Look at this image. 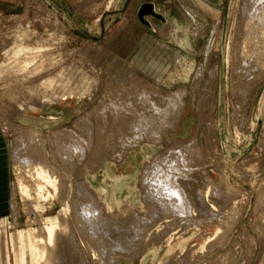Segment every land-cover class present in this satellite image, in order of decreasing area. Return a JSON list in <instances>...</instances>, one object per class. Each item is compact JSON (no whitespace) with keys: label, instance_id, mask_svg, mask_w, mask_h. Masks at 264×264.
<instances>
[{"label":"rangeland","instance_id":"rangeland-1","mask_svg":"<svg viewBox=\"0 0 264 264\" xmlns=\"http://www.w3.org/2000/svg\"><path fill=\"white\" fill-rule=\"evenodd\" d=\"M125 1L64 0L75 20L93 36L99 34L102 15L120 10ZM240 1L131 0L124 13L104 22L103 38L94 42L71 22L60 0H0V73L3 71L0 76V135H4L7 147L19 128L37 129L45 160L57 163L59 159L55 155L51 134L66 130L73 137V143L78 140V146L85 148L87 139L73 122L80 118L92 120L91 113L99 105L113 98H121L126 105L135 100L136 104L139 93L143 92L153 113L157 114L156 110L165 104L163 95H175L185 90L181 99L184 109L188 106V115L176 137L180 143L194 146L193 149L197 147L196 150L204 153L205 160L188 165V169L202 191L206 205H211V196L204 194L211 186L209 181L219 182L221 174L218 166L224 161L228 166L229 184L238 192L226 196L229 203L224 196L216 200L221 202L217 201L218 206H223L218 211L220 219L233 216L230 225L218 231L217 222L223 220L213 218L204 222L196 213L188 219L162 216L146 228L141 240L143 249L136 257L137 262L126 261L123 264H162L164 260L169 261L166 264H264V230L261 233L264 229V74L257 77L252 88L254 94L247 96L245 107L247 113L251 110V117L244 136L236 133L231 106L233 70L229 64ZM143 2L154 3L165 19L168 16L169 21V18L176 21L171 23V31L169 26L150 16L146 19L157 28L155 31L137 20L136 12ZM219 18L223 19L222 26L218 25ZM19 45L35 49V54L21 56L18 60L10 58L12 49ZM209 47L216 50L212 59L208 55ZM27 60L31 62L28 70L16 73L17 67ZM215 64L217 81L213 88L210 79L215 76ZM45 79L54 81L53 89L49 91L53 93L52 97L67 101L51 107L45 105L36 113L19 114L21 112L11 101L12 90L21 99L28 95V88ZM202 91L206 95L204 100ZM198 112H202L200 117ZM180 115L185 116L184 113ZM171 124L156 141L138 136L132 128L128 135L134 138L135 143L128 144V148L135 149V153L124 164L112 169L114 177L108 175L106 182L98 178L94 186L105 188L109 195L113 193L118 201L121 199L124 202L122 204L136 206L139 192L133 180L138 177L146 159L165 155V145L176 143L175 137L167 138L174 132L177 121ZM206 138L211 142L207 143ZM15 157L14 152L8 150L6 181L14 192L16 186L12 184L32 185L29 169L24 168ZM248 158L247 165L253 170L241 181L229 169ZM126 173L129 174L125 176L129 181H123L124 176L120 177ZM55 176L60 182L62 178L59 174ZM7 185L6 198L9 192ZM126 197L128 200L125 201ZM64 199L70 204L72 194L68 193ZM47 200L34 208L48 224H56L61 203L56 198ZM16 205L19 218L15 225L8 217L11 210L6 199L5 214L2 216L8 218L7 223L11 224L5 228L8 238L15 228L22 231L27 220L26 207L21 206L19 199ZM230 208L234 209L233 214L228 211ZM71 231L82 253L83 263L97 264V256L92 255L94 249L86 232L76 228ZM99 232L101 237L106 236L105 227ZM182 233L183 238L172 246L164 245L170 236ZM3 239L0 227V264H4Z\"/></svg>","mask_w":264,"mask_h":264},{"label":"bare ground","instance_id":"bare-ground-1","mask_svg":"<svg viewBox=\"0 0 264 264\" xmlns=\"http://www.w3.org/2000/svg\"><path fill=\"white\" fill-rule=\"evenodd\" d=\"M79 9L78 7V11H80ZM166 19V24L171 31V22L168 20V16ZM222 23L223 19L219 18L218 25L222 26ZM235 23L236 36L232 42L233 50H231V64H229L233 70L231 71L233 80L230 88L231 106L233 119L237 126L236 133L244 136L245 128L248 127L247 123L251 117V110L247 113L245 107L247 96L254 94L252 88L256 85L257 77L264 74V0H241ZM211 30L213 31V29ZM12 46L14 47V45ZM12 50L10 58L16 60L21 56L35 54V49H27L21 45ZM214 54L216 55V50L209 47V58L212 59ZM1 64L3 67L4 64ZM18 64L20 65V63ZM30 64V61H24L20 66L17 65L19 68L16 66L17 70L14 71L18 73L26 68L28 70ZM251 70L255 71L252 72L253 75ZM2 73L3 71L0 76ZM210 80L214 88L217 81V64H215V76ZM53 83V79L42 80L37 86L28 88L30 90L28 95L21 99L18 98L19 94H14L16 92L12 90L11 101L21 112L19 114L36 113L40 107L45 105L50 106L67 101L64 98L57 100L52 97L53 93L49 91H52ZM184 92L180 90L175 95H163L165 104L156 110L157 114L153 113L154 110L145 100L143 92L139 93V100L136 99V104H134L135 100L126 105L121 102V98H113L99 105L91 113L92 120L80 118L73 122V125L78 127L82 131L83 137L87 139L85 148L78 146V140L73 143L71 141L73 137L66 130H60L59 135L57 132L51 134L55 155L59 159L57 163H48L45 160L39 130L19 128L16 135L9 141L8 150L14 152L17 162L29 169V180L32 185L29 187L22 183L12 184V186H16V192H14V190L11 191V184H9L11 211L8 217L10 216L14 224H17L19 217L16 213V201L19 199L21 206L26 207L24 211L27 220L22 231L15 228L10 235L8 234V238L5 236V228L11 224L7 223L8 218L0 219L4 237L2 246L4 264H85L71 231L73 228L86 232L90 246H93L94 249L92 255L97 256V264H123L126 261L133 263L137 262L136 257L143 249L141 240L146 228L162 216L173 215L179 219L183 217L188 219L192 213H196L198 218L204 222L213 218L223 220L220 219L221 215L218 216V211L223 206H218L216 199H220L222 196L226 198L231 193H237L238 190L233 189L229 184L228 174L230 173H227L228 166L224 161L218 166L221 174L219 182L209 181L211 186L204 193L205 196H211H209L211 205H206L204 202L203 193L197 187L195 179L190 175L188 169V165L205 160L204 153L196 150L197 147L193 149L194 146L180 143L179 138L176 137L188 115V106L185 109L182 106L181 97ZM203 94L204 100L205 92ZM210 102L214 104L213 100ZM199 103L203 105L202 102ZM202 107L200 111H202ZM202 112H198L199 117ZM181 113H184L185 116L182 117ZM173 121H177V125L174 132L167 135V138L175 137L176 143L165 145V155H156L146 159L139 169L138 177L136 176L133 180L139 192L136 206L122 204L123 201L121 199L118 201L113 193L109 195L105 188L94 186L98 178L106 182L109 179L108 175L114 177L112 169L124 164L127 158L135 153V149L128 148V144L134 141V138L128 135L132 128L135 129L138 136L156 141L166 126ZM36 124L35 126H37ZM125 138L128 139L125 140ZM209 141L207 139V143ZM127 150L129 151L127 152ZM249 160L250 158L240 161V164H235L237 166L229 171L242 181L253 170L247 165ZM58 174L62 178L60 182L55 176ZM128 175L126 173L120 177L124 176L122 180L129 181V178L125 177ZM68 193L72 194L70 204L64 199ZM53 198L61 203V211L56 216L57 223L48 224L47 220L34 207ZM124 200L126 201L128 198L126 197ZM227 201L229 203V200ZM228 211L230 214L234 213L233 208ZM232 217L230 215L222 222H217L219 224L216 226L218 231L230 225ZM102 227H105V237L99 235V229ZM260 227L262 228V226ZM263 230L262 228L261 233ZM182 235L183 233L170 236L164 245L172 246L178 239L183 238ZM167 262L169 261L164 260L162 264Z\"/></svg>","mask_w":264,"mask_h":264},{"label":"water","instance_id":"water-1","mask_svg":"<svg viewBox=\"0 0 264 264\" xmlns=\"http://www.w3.org/2000/svg\"><path fill=\"white\" fill-rule=\"evenodd\" d=\"M62 2V4L65 7L67 16L70 18L71 22L83 33L85 34L88 38H90L92 41L94 42H100L103 38L104 32H105V25L104 22L110 18V17H117L119 15H121L122 13H124V11L126 10L129 2L131 0H126L122 6V8L120 10L114 11V12H110V13H105L102 15L101 19H100V24H99V34H97L96 36H93L91 34H89L76 20L75 18L71 15L70 11L68 10L64 0H60ZM147 16L153 17L161 22H163V24H166L167 21L164 18V16L159 13L156 10V7L154 4L152 3H143L139 6V8L137 9L136 12V17L137 20L143 24L144 26H146L147 28L151 29L152 31H155L156 28L146 19ZM167 25V24H166Z\"/></svg>","mask_w":264,"mask_h":264},{"label":"crops","instance_id":"crops-1","mask_svg":"<svg viewBox=\"0 0 264 264\" xmlns=\"http://www.w3.org/2000/svg\"><path fill=\"white\" fill-rule=\"evenodd\" d=\"M143 3H147V2H143ZM142 3V4H143ZM154 4V3H152ZM155 5V4H154ZM156 7V5H155ZM160 8V7H158ZM157 10V9H156ZM171 23L172 22H176L175 20L169 18ZM7 167H8V147H7V142L5 140L4 135H0V207H1V211L2 214H0V219L3 218L2 215L5 214V202L7 199V203L10 209V205H9V193H10V189H9V185H7ZM6 185L8 186L9 192H8V197L6 198Z\"/></svg>","mask_w":264,"mask_h":264}]
</instances>
